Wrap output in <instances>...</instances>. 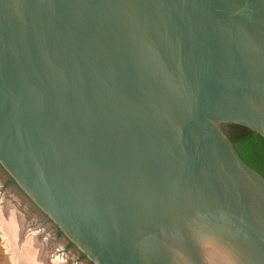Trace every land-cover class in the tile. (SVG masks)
I'll return each mask as SVG.
<instances>
[{
	"label": "water",
	"instance_id": "water-1",
	"mask_svg": "<svg viewBox=\"0 0 264 264\" xmlns=\"http://www.w3.org/2000/svg\"><path fill=\"white\" fill-rule=\"evenodd\" d=\"M264 0H0V167L91 264H264Z\"/></svg>",
	"mask_w": 264,
	"mask_h": 264
},
{
	"label": "rangeland",
	"instance_id": "rangeland-1",
	"mask_svg": "<svg viewBox=\"0 0 264 264\" xmlns=\"http://www.w3.org/2000/svg\"><path fill=\"white\" fill-rule=\"evenodd\" d=\"M7 178L0 167V264H91Z\"/></svg>",
	"mask_w": 264,
	"mask_h": 264
},
{
	"label": "trees",
	"instance_id": "trees-1",
	"mask_svg": "<svg viewBox=\"0 0 264 264\" xmlns=\"http://www.w3.org/2000/svg\"><path fill=\"white\" fill-rule=\"evenodd\" d=\"M223 130L242 161L264 178V139L258 134L235 125H227ZM59 235H61L60 232ZM82 258H84L83 255Z\"/></svg>",
	"mask_w": 264,
	"mask_h": 264
},
{
	"label": "flooded vegetation",
	"instance_id": "flooded-vegetation-1",
	"mask_svg": "<svg viewBox=\"0 0 264 264\" xmlns=\"http://www.w3.org/2000/svg\"><path fill=\"white\" fill-rule=\"evenodd\" d=\"M8 181H9V182H12L10 179L7 178V182H8ZM12 183H13V182H12ZM41 214H42V213H41ZM42 215H43V214H42ZM43 217L47 219V217H45L44 215H43ZM47 220H48V219H47ZM48 221H49V220H48ZM51 224H52V223H51ZM52 226H53L54 228H56L53 224H52ZM56 230H57V228H56ZM56 236L59 237V236H62V234L59 235V231L57 230V232H56ZM79 258H81V256H80V257L78 256L77 259H79Z\"/></svg>",
	"mask_w": 264,
	"mask_h": 264
},
{
	"label": "bare ground",
	"instance_id": "bare-ground-1",
	"mask_svg": "<svg viewBox=\"0 0 264 264\" xmlns=\"http://www.w3.org/2000/svg\"><path fill=\"white\" fill-rule=\"evenodd\" d=\"M11 206H12V205H11ZM11 206H10V207H11ZM11 208H12V207H11ZM12 209H13V208H12ZM11 214H13V213L11 212ZM13 216H14V215H13ZM13 219H14V218H13ZM9 220H10V219H9ZM30 237H31V236H30ZM33 238H34V236H33ZM34 240H35V239H34ZM27 241H28V240H27ZM19 244H20V242H19ZM30 244H31V243H30ZM41 244H42V243H41ZM17 245H18V244H17ZM41 246H43V245H41ZM24 247H26V246H24ZM24 247H23V248H24ZM32 248H33V247H32ZM42 249H43V248H42ZM36 251H37V250H36ZM39 251H40V249H39ZM36 257H37V256H36Z\"/></svg>",
	"mask_w": 264,
	"mask_h": 264
}]
</instances>
